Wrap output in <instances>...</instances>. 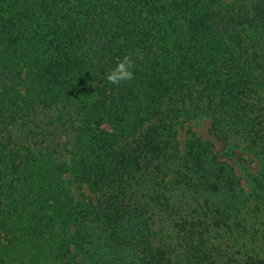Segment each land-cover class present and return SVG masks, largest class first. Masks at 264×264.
<instances>
[{
  "label": "trees",
  "instance_id": "obj_1",
  "mask_svg": "<svg viewBox=\"0 0 264 264\" xmlns=\"http://www.w3.org/2000/svg\"><path fill=\"white\" fill-rule=\"evenodd\" d=\"M0 264H264V0H0Z\"/></svg>",
  "mask_w": 264,
  "mask_h": 264
},
{
  "label": "rangeland",
  "instance_id": "obj_2",
  "mask_svg": "<svg viewBox=\"0 0 264 264\" xmlns=\"http://www.w3.org/2000/svg\"><path fill=\"white\" fill-rule=\"evenodd\" d=\"M186 126L190 127L191 130L193 132H195L196 134L200 135L201 137H203L204 139H208L211 140L214 144V149L216 151H222L223 148V141L219 138L214 137L211 133H210V122L208 119L204 118V119H195L191 122H188L186 124ZM187 135L185 133L184 130L180 131V141H182L184 138H186ZM234 158H237L236 155H233L232 158L228 159V162H230L232 165L235 166L236 170L238 171V167L237 164L235 163ZM251 168H253L254 166L252 164L249 165ZM239 173V172H238ZM72 190L74 188V185H70Z\"/></svg>",
  "mask_w": 264,
  "mask_h": 264
}]
</instances>
